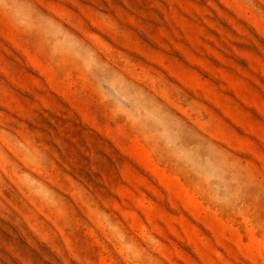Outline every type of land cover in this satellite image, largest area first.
<instances>
[{
	"label": "rangeland",
	"instance_id": "rangeland-1",
	"mask_svg": "<svg viewBox=\"0 0 264 264\" xmlns=\"http://www.w3.org/2000/svg\"><path fill=\"white\" fill-rule=\"evenodd\" d=\"M0 264H264V0H0Z\"/></svg>",
	"mask_w": 264,
	"mask_h": 264
}]
</instances>
